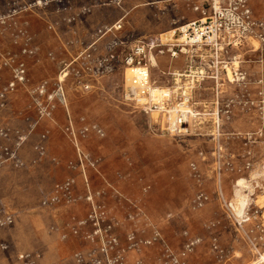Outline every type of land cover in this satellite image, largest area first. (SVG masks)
Wrapping results in <instances>:
<instances>
[{
  "label": "rangeland",
  "instance_id": "1",
  "mask_svg": "<svg viewBox=\"0 0 264 264\" xmlns=\"http://www.w3.org/2000/svg\"><path fill=\"white\" fill-rule=\"evenodd\" d=\"M207 1L0 0V65L23 62L27 79L0 98V217L13 216L0 227V264H23L22 253L33 264H264L263 29L220 52V78L195 90L200 113L184 134L121 102L122 68L81 85L99 27L120 20L127 44L169 37ZM246 1L263 23L264 0ZM155 60V87L184 67ZM228 68L245 79L229 80ZM13 79L2 66L0 92ZM68 178L70 193L42 205Z\"/></svg>",
  "mask_w": 264,
  "mask_h": 264
},
{
  "label": "built area",
  "instance_id": "2",
  "mask_svg": "<svg viewBox=\"0 0 264 264\" xmlns=\"http://www.w3.org/2000/svg\"><path fill=\"white\" fill-rule=\"evenodd\" d=\"M112 1L120 4V0ZM207 6L209 7L205 9L201 4L195 5L193 9L202 16L175 27L169 37L146 36L127 44L115 35L121 29L120 20L111 26L99 27L96 40L85 49L82 56V61L91 62L92 67H87L90 77L81 85L89 89L91 81L113 73L117 67L122 68L125 82L120 89L121 102L140 108L144 113L156 112L165 121L166 130L173 135L187 133L191 121L200 113L195 106V90L206 79H212L217 83L220 78L218 70L220 52L251 38L250 35L256 27L264 30V22L253 21L246 0H208ZM106 34H113V38L106 44L105 53L94 57L90 48ZM162 54H167L170 59L182 57L184 67L167 73L170 78L167 85L155 87L151 68L156 65L155 56ZM2 59L0 69L2 66L10 68L15 80L3 88L0 98H3L8 90L13 89L16 82L24 83L27 80L23 62L15 61L9 56H3ZM226 67L224 68L227 69ZM80 70L77 74L84 77L83 70L81 72ZM236 71L238 70L230 71L228 68L227 78L232 81L244 80L245 75ZM64 76L63 74L62 81ZM41 90L43 92L46 88L43 86ZM58 97L61 95L58 94ZM6 153L5 155H8L6 159H13L19 163L15 153ZM73 183L74 180L68 178L55 184L53 190L42 199L41 204L53 206L60 201L61 193H70ZM12 223L13 216L10 214L0 217V227ZM18 258L23 264H33V257L29 253L19 254Z\"/></svg>",
  "mask_w": 264,
  "mask_h": 264
},
{
  "label": "bare ground",
  "instance_id": "3",
  "mask_svg": "<svg viewBox=\"0 0 264 264\" xmlns=\"http://www.w3.org/2000/svg\"><path fill=\"white\" fill-rule=\"evenodd\" d=\"M59 80L62 81V76L60 75Z\"/></svg>",
  "mask_w": 264,
  "mask_h": 264
}]
</instances>
